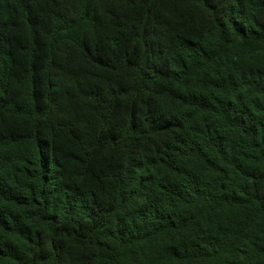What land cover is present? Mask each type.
I'll list each match as a JSON object with an SVG mask.
<instances>
[{
	"label": "trees",
	"instance_id": "trees-1",
	"mask_svg": "<svg viewBox=\"0 0 264 264\" xmlns=\"http://www.w3.org/2000/svg\"><path fill=\"white\" fill-rule=\"evenodd\" d=\"M0 264H264V0H0Z\"/></svg>",
	"mask_w": 264,
	"mask_h": 264
}]
</instances>
